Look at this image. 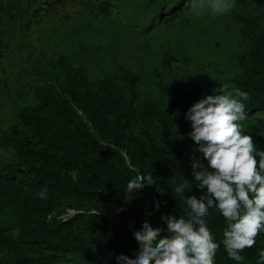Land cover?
<instances>
[{
    "label": "trees",
    "instance_id": "1",
    "mask_svg": "<svg viewBox=\"0 0 264 264\" xmlns=\"http://www.w3.org/2000/svg\"><path fill=\"white\" fill-rule=\"evenodd\" d=\"M230 3L211 15L224 34L216 38L200 13L206 0H0V264H118L135 258L143 222L167 235L162 216L187 219L174 188L187 180L185 196L197 198L206 189L192 175L201 154L185 114L216 88L245 105L241 131L259 165L264 0ZM112 22L138 25L165 48L146 37L127 62L104 58L108 70L92 38L97 23ZM138 173L154 184L126 193ZM204 219L220 243L214 264H264V228L236 262L221 243L222 213Z\"/></svg>",
    "mask_w": 264,
    "mask_h": 264
},
{
    "label": "clouds",
    "instance_id": "2",
    "mask_svg": "<svg viewBox=\"0 0 264 264\" xmlns=\"http://www.w3.org/2000/svg\"><path fill=\"white\" fill-rule=\"evenodd\" d=\"M206 7L219 15L226 13L232 4L230 0H206ZM213 92L194 103L185 114L191 122L192 131L188 135L198 146L195 151L201 154L191 157L192 175L196 187L206 191L197 198L185 196V189L192 185L187 180L176 186L174 191L184 196L188 218L162 216L167 235H163L165 229L143 222L140 231L133 230L139 244L135 258L121 254L116 257L118 264H214L220 243L214 242L204 219L213 208L226 220L221 243L230 259L242 261L244 250L255 245L256 236L264 228V175L261 174L264 152H259L257 166L253 139L241 131L240 122L247 118L241 100L225 94L221 88ZM237 96L248 99L247 92H238ZM203 160L208 161V166ZM153 184L152 174L138 173L124 190L135 194ZM40 196L45 198V193ZM260 255L264 259V253Z\"/></svg>",
    "mask_w": 264,
    "mask_h": 264
},
{
    "label": "rangeland",
    "instance_id": "3",
    "mask_svg": "<svg viewBox=\"0 0 264 264\" xmlns=\"http://www.w3.org/2000/svg\"><path fill=\"white\" fill-rule=\"evenodd\" d=\"M200 13L202 16L208 15L207 18L209 19L207 20V22L209 23L208 31L210 35L212 37L222 38L224 36L223 32L218 27L214 26L213 18L211 19V15L214 13L207 7L200 9ZM163 19L165 18H162V20ZM152 29L156 30L157 28L154 27ZM146 37L154 42V46L158 47V49L165 48L161 46L160 40H156L157 36L154 38L150 36L149 32L145 34L140 26L123 25L117 22H112L110 24L97 23L96 32L92 38V44H95V46L97 45L100 48V52H98V56H96L99 60H101L102 66L104 68H107L108 70H111L110 66L114 67L115 62H127L130 59V54L138 53L139 51H141L140 45ZM77 45H79L78 42H75L70 49H74L76 51L78 55L77 61H79L82 53L80 52V50L76 49L78 48ZM61 49L62 47H58L57 50L59 51ZM104 58L105 62H110L109 60H112L114 64L110 63L107 65L104 62ZM158 58L159 53L151 57L150 60L155 62L158 60Z\"/></svg>",
    "mask_w": 264,
    "mask_h": 264
},
{
    "label": "bare ground",
    "instance_id": "4",
    "mask_svg": "<svg viewBox=\"0 0 264 264\" xmlns=\"http://www.w3.org/2000/svg\"><path fill=\"white\" fill-rule=\"evenodd\" d=\"M187 1H189V0H187ZM185 3H187V2H183V4H185ZM243 6V5H242ZM179 7L178 6H175V7H172L171 8V10H169L165 15H163V16H167V15H169V14H171V13H173L174 11H176L177 9H178ZM246 9H247V7H246ZM264 15V14H263ZM152 22V21H151ZM148 25V24H147ZM153 25V24H152ZM152 33V32H151ZM178 70H179V67H178ZM178 76V75H177ZM177 78H179L180 79V77H177ZM174 79V78H173ZM179 79L177 80V81H179ZM170 80V79H169ZM171 80H172V78H171ZM171 82V81H170ZM172 83V82H171ZM176 83V82H175ZM174 84V83H173ZM249 112H251V111H249Z\"/></svg>",
    "mask_w": 264,
    "mask_h": 264
}]
</instances>
